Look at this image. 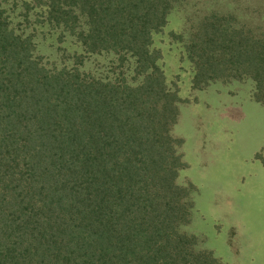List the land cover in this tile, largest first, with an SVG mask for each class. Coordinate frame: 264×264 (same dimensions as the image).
<instances>
[{"label":"trees","instance_id":"16d2710c","mask_svg":"<svg viewBox=\"0 0 264 264\" xmlns=\"http://www.w3.org/2000/svg\"><path fill=\"white\" fill-rule=\"evenodd\" d=\"M188 1L0 0V264H220L182 229L194 187L177 181L180 97L154 36L176 45L190 89L246 80L264 109V0H195L162 33ZM38 27L76 44L70 67L34 54ZM101 53L112 79L78 69Z\"/></svg>","mask_w":264,"mask_h":264},{"label":"rangeland","instance_id":"374dc122","mask_svg":"<svg viewBox=\"0 0 264 264\" xmlns=\"http://www.w3.org/2000/svg\"><path fill=\"white\" fill-rule=\"evenodd\" d=\"M194 1L171 10L162 33L181 31ZM56 36L38 27L33 52L47 67H70L69 56L80 51L69 37ZM153 44L161 48L167 85L180 97L172 133L182 139L178 152L185 167L177 181L194 187L190 220L182 229L195 234L198 246L211 250L220 264H264V109L250 98L251 83L190 89L188 66L179 60L176 45H169L164 34L155 35ZM121 68L125 80L135 83L131 63L124 61ZM78 69L103 80L119 70L105 53L85 57Z\"/></svg>","mask_w":264,"mask_h":264}]
</instances>
